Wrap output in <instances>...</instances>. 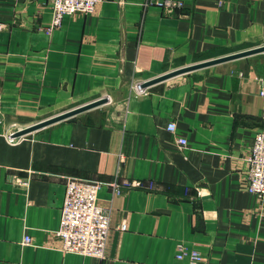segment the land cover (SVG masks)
Listing matches in <instances>:
<instances>
[{
	"label": "crops",
	"instance_id": "0c3cea01",
	"mask_svg": "<svg viewBox=\"0 0 264 264\" xmlns=\"http://www.w3.org/2000/svg\"><path fill=\"white\" fill-rule=\"evenodd\" d=\"M146 1L105 0L48 33L51 0H0V264H186L179 246L208 258L202 264H264V200L242 182L264 131V53L137 93L174 70L262 47L264 0H182L172 12ZM101 98L14 136L50 110ZM29 171L28 187L11 182ZM73 177L104 183L103 259L60 250ZM115 180L144 186L115 195Z\"/></svg>",
	"mask_w": 264,
	"mask_h": 264
},
{
	"label": "built area",
	"instance_id": "2783aa9c",
	"mask_svg": "<svg viewBox=\"0 0 264 264\" xmlns=\"http://www.w3.org/2000/svg\"><path fill=\"white\" fill-rule=\"evenodd\" d=\"M105 0H51L53 19L46 28L48 33L61 27L66 15L93 13ZM146 6H158L166 11L172 12L184 6L182 0H147ZM5 25L0 23V31ZM137 93L148 94V89L139 87ZM2 100L0 97V110ZM1 119V114H0ZM175 124L169 125V130L175 131ZM256 140L250 149L249 157L246 159L247 168L242 175L243 186L247 192L255 194L260 200H264V131L256 135ZM177 143L181 147L187 146V140L179 138ZM32 171L28 177L12 176L11 182L15 186L28 187L31 181ZM103 182L85 180L81 178H68L66 180V192L62 206L60 229L55 232L61 239L60 250L64 253H74L96 259L106 256L107 243L110 234V212L99 204V191ZM115 195L122 194L131 188H141L144 183L139 180L125 181L123 183L114 181L109 184ZM121 231L127 230L126 224L119 226ZM22 244L32 245L33 238L25 235ZM188 258L186 264H202L208 261L199 251L187 252L183 246H179L178 260Z\"/></svg>",
	"mask_w": 264,
	"mask_h": 264
},
{
	"label": "water",
	"instance_id": "95a60500",
	"mask_svg": "<svg viewBox=\"0 0 264 264\" xmlns=\"http://www.w3.org/2000/svg\"><path fill=\"white\" fill-rule=\"evenodd\" d=\"M263 53H264V45L262 47L249 49L247 51L232 53V54H230L228 56H224L222 58H216L214 60H208L205 62H200V63L193 64L190 66H186L184 68L174 70L172 72H169L167 74H164V75L159 76L157 78H154L152 80L144 82L143 84H141V88L147 89V88H149L155 84H158V83L165 81V80H167L171 77H174V76L182 75V74L189 73V72L196 71V70L203 69V68H208V67L214 66L216 64L230 62L231 60H238V59H242V58H247V56H250V55L263 54ZM107 101L108 100L106 98H101V99L86 103L84 105L78 106L76 108L70 109L64 113H61L59 115L53 116L51 118L40 121V122L33 124L31 126H28L27 128H25V129L17 132L16 134H14V136L15 137H21V136L28 135V134H30L34 131H37L39 129H42L48 125L57 123L59 121L77 116L81 113H84L86 111L97 108V107L105 104Z\"/></svg>",
	"mask_w": 264,
	"mask_h": 264
},
{
	"label": "rangeland",
	"instance_id": "374dc122",
	"mask_svg": "<svg viewBox=\"0 0 264 264\" xmlns=\"http://www.w3.org/2000/svg\"><path fill=\"white\" fill-rule=\"evenodd\" d=\"M232 53H236V52H232ZM231 54V53H230ZM229 54V55H230ZM90 101H93V100H84V101H79V102H75L73 104H71L70 106L66 107V108H63V109H58V110H50L48 113H45L44 116H41L42 118H40L39 122L40 121H43V120H46L48 118H51L53 116H56V115H59L61 113H64L70 109H73V108H76L78 106H81V105H84L86 103H89ZM38 123V122H37ZM36 124V123H35ZM27 128V127H26ZM25 129V128H24ZM26 136V135H25ZM21 137H24V136H21Z\"/></svg>",
	"mask_w": 264,
	"mask_h": 264
}]
</instances>
